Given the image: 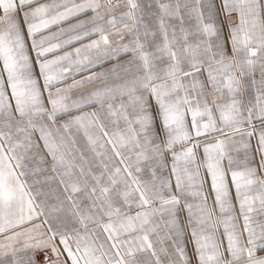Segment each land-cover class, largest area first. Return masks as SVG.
I'll return each mask as SVG.
<instances>
[{"label": "snow or ice", "instance_id": "1", "mask_svg": "<svg viewBox=\"0 0 264 264\" xmlns=\"http://www.w3.org/2000/svg\"><path fill=\"white\" fill-rule=\"evenodd\" d=\"M0 264H264V0H0Z\"/></svg>", "mask_w": 264, "mask_h": 264}]
</instances>
